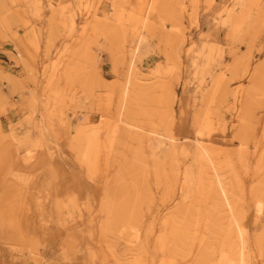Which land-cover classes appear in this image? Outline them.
Wrapping results in <instances>:
<instances>
[{
  "label": "rangeland",
  "instance_id": "rangeland-1",
  "mask_svg": "<svg viewBox=\"0 0 264 264\" xmlns=\"http://www.w3.org/2000/svg\"><path fill=\"white\" fill-rule=\"evenodd\" d=\"M0 264H264V0H0Z\"/></svg>",
  "mask_w": 264,
  "mask_h": 264
}]
</instances>
